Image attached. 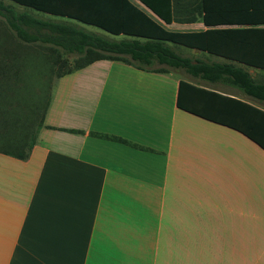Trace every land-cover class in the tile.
<instances>
[{"label": "crops", "instance_id": "0c3cea01", "mask_svg": "<svg viewBox=\"0 0 264 264\" xmlns=\"http://www.w3.org/2000/svg\"><path fill=\"white\" fill-rule=\"evenodd\" d=\"M125 1L168 32L264 28L208 27L199 16L166 24ZM198 3L171 0L184 14ZM168 45L190 60L231 63ZM239 66L264 84V70ZM180 73L100 60L54 80L28 158L0 153V264H264V150L180 110L176 97L183 80L264 103Z\"/></svg>", "mask_w": 264, "mask_h": 264}, {"label": "trees", "instance_id": "16d2710c", "mask_svg": "<svg viewBox=\"0 0 264 264\" xmlns=\"http://www.w3.org/2000/svg\"><path fill=\"white\" fill-rule=\"evenodd\" d=\"M3 1L11 5L3 6L1 0L0 11H4L9 30L19 41L25 45L47 46L55 65L64 64L62 57L73 58L71 68L56 78L96 61H119L139 70L180 71L209 84L233 86L243 95L264 103V84L256 82L239 66L264 70V28L168 32L125 0ZM139 1L166 24L174 20L193 23L199 16L208 27L264 25V0H199L185 14L173 11L171 0ZM12 6L25 12L17 13ZM78 23L94 26L112 37L87 31ZM119 35L133 38H114ZM168 43L220 56L231 63L190 60L177 54ZM8 51L5 39L0 41V153L25 160L42 127L52 84L33 80V75L23 68L37 63ZM176 106L236 130L264 150L263 110L183 80L178 84ZM38 112H41L40 118Z\"/></svg>", "mask_w": 264, "mask_h": 264}, {"label": "rangeland", "instance_id": "374dc122", "mask_svg": "<svg viewBox=\"0 0 264 264\" xmlns=\"http://www.w3.org/2000/svg\"><path fill=\"white\" fill-rule=\"evenodd\" d=\"M1 1V0H0ZM3 6H9V4L6 1L2 0ZM15 11L18 12H25L20 7H14L12 6ZM33 16L42 18V19H48L47 16L40 15V14H33L31 12H27ZM88 30H92L94 32H97L98 34L103 35V33L95 28L84 26ZM7 44L8 52L14 53V54H21L22 58L24 59H31L33 60V63H37V65H29L23 68V71L28 74L33 75V80H36L38 82L42 83H49L51 84L54 82L56 76L58 74H61L63 71H65L67 68H71L73 65V58L72 57H62V60L64 61V64H54L53 59L51 58L50 53L47 50V46L45 45H25L21 41H19L16 38V35L13 31L9 30V25L7 23V18L5 16L4 11H0V41H4ZM191 54H188L190 56ZM63 66V67H62ZM182 77H186L183 73H180ZM187 78V77H186ZM39 113V118L41 116V112Z\"/></svg>", "mask_w": 264, "mask_h": 264}]
</instances>
